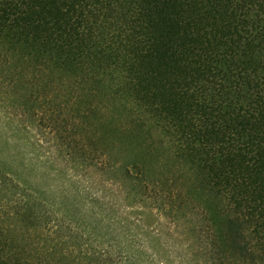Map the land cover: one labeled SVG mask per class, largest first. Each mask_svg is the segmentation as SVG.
Returning a JSON list of instances; mask_svg holds the SVG:
<instances>
[{
    "label": "trees",
    "instance_id": "trees-1",
    "mask_svg": "<svg viewBox=\"0 0 264 264\" xmlns=\"http://www.w3.org/2000/svg\"><path fill=\"white\" fill-rule=\"evenodd\" d=\"M0 264H264V0H0Z\"/></svg>",
    "mask_w": 264,
    "mask_h": 264
},
{
    "label": "rangeland",
    "instance_id": "rangeland-1",
    "mask_svg": "<svg viewBox=\"0 0 264 264\" xmlns=\"http://www.w3.org/2000/svg\"><path fill=\"white\" fill-rule=\"evenodd\" d=\"M134 215H140L150 225H155L157 221L156 211L153 209L134 208Z\"/></svg>",
    "mask_w": 264,
    "mask_h": 264
}]
</instances>
